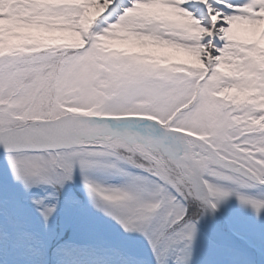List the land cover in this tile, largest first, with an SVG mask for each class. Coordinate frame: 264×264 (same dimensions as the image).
<instances>
[{"label":"snow or ice","instance_id":"snow-or-ice-1","mask_svg":"<svg viewBox=\"0 0 264 264\" xmlns=\"http://www.w3.org/2000/svg\"><path fill=\"white\" fill-rule=\"evenodd\" d=\"M0 264H264V0H0Z\"/></svg>","mask_w":264,"mask_h":264}]
</instances>
